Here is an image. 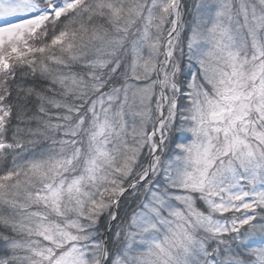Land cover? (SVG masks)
<instances>
[{
	"label": "snow or ice",
	"instance_id": "1",
	"mask_svg": "<svg viewBox=\"0 0 264 264\" xmlns=\"http://www.w3.org/2000/svg\"><path fill=\"white\" fill-rule=\"evenodd\" d=\"M0 264H264V0H0Z\"/></svg>",
	"mask_w": 264,
	"mask_h": 264
}]
</instances>
